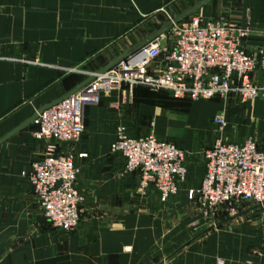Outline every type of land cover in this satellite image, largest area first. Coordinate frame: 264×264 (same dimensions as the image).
<instances>
[{"label":"crops","instance_id":"crops-1","mask_svg":"<svg viewBox=\"0 0 264 264\" xmlns=\"http://www.w3.org/2000/svg\"><path fill=\"white\" fill-rule=\"evenodd\" d=\"M203 1L0 0V141L90 74L138 50L168 23L163 12H177V18ZM212 2L195 15L205 17ZM238 14L241 24L255 29L248 51L258 52L264 0H240ZM186 100L124 88L103 93L99 104L86 108L84 137L63 148L76 156L77 186L86 199L75 233L47 222L27 180L45 150L34 137L36 127L0 144V264H264V208L224 215L203 229L186 228L184 221L188 192L206 172L205 150L217 140L240 145L249 139L264 149V101L210 102L211 114L201 123ZM221 112L230 124L227 140L222 131L203 153L191 150V144L211 141L210 126L220 130L214 120ZM120 126L133 138L168 140L157 134L166 130L188 148L189 179L169 203L155 189L140 191L138 173L125 174L126 160L113 153Z\"/></svg>","mask_w":264,"mask_h":264},{"label":"built area","instance_id":"built-area-1","mask_svg":"<svg viewBox=\"0 0 264 264\" xmlns=\"http://www.w3.org/2000/svg\"><path fill=\"white\" fill-rule=\"evenodd\" d=\"M171 22L169 31L110 71L90 74L92 82L35 120L34 137L45 142V150L27 180L54 229L73 233L80 228L86 201L77 186L80 170L75 154L63 148L82 140L86 108L99 104L103 93L124 88L133 93L141 87L166 91L176 100H264V41L258 52L248 51L255 33L251 22L240 25L197 15ZM214 124L221 131L228 127L224 115ZM116 136L113 153L126 160L125 174L140 175V191L155 189L162 203L179 195L189 176L183 149L154 135L133 138L126 126H120ZM204 157L206 172L188 198L199 203L205 218L235 216L246 204L264 208V149L256 140L240 145L217 140Z\"/></svg>","mask_w":264,"mask_h":264},{"label":"rangeland","instance_id":"rangeland-1","mask_svg":"<svg viewBox=\"0 0 264 264\" xmlns=\"http://www.w3.org/2000/svg\"><path fill=\"white\" fill-rule=\"evenodd\" d=\"M239 2H240V0H214V2H212V4H210L207 7L206 11H205L207 13V14H205L206 18L202 17L200 15H197V16H200L201 18H205V19H213V20H216V21L233 22V23L241 25L242 22H241L240 14H238ZM177 14H178L177 12H165V13L163 12L162 16L166 19V21L168 23H170L171 20L176 18ZM155 18L156 17H154V19ZM156 27H158L157 24H155V28ZM74 72L76 73V72H80V71H74ZM152 92H154V91H152ZM154 93H159V92H154ZM232 99L236 100V103H238V104L245 103V102H241L240 99H238V98L231 97V98H228V99L215 98L213 100L187 99L185 102H183V104H185V105L186 104L187 105L191 104V106L193 107V112L195 113V111L197 110V113L199 115V119L201 120L200 122L204 123L205 120L211 114V110L212 109H211V106L209 105L210 102L220 101V102H222L223 105H225L226 102H228V104H229V102ZM258 100L264 101L262 99H258ZM258 100H254V101H258ZM248 102H251V101H248ZM224 109H225V107H224ZM224 109L222 111H224ZM187 110H188L187 106H186L185 109L183 107V111H187ZM219 115H224L225 116L224 112L219 113ZM141 128L142 127H139V126L136 127L137 130H140ZM229 128H230V124L228 125V130L226 129V130H224L225 132L223 131L225 140H227L228 132H231V130ZM209 131L211 132V136H212V139H211L210 142H208V141L201 142L200 145H196V146H193L191 144V147H193V148L189 147V149L191 148V150H193V151H198L199 153H201V152L203 153L204 149H207L210 145H212L214 143V141H216V139L218 138V135H220L222 133V131L218 130V128H214V127H211V126H210V130ZM157 134L160 135L161 137H165V138L168 139V140L162 139L159 136L154 135V136H156L158 139H160L162 141H165V140L169 141L170 140L172 142H170V141L169 142L172 143V144H174V142L175 143L178 142V141H176L175 137L172 136V134H167L166 130H164L163 133L162 132H158ZM196 134L198 135V133H196ZM197 137L198 136H196V140H197ZM175 145H177L178 147L183 149L186 152V154L188 155V148L187 147H184V145L182 146L179 143H177ZM188 179H189V176L187 178V181H188ZM245 209H249L252 212L253 211L259 212L258 210H262L263 208L256 207V206H254L252 204H246V205H241L239 207L238 211L242 212ZM184 212H185V216H184L185 220L184 221L186 223V228H191V229H203V228H206V227L210 226L211 223L213 224V223L216 222L215 224H217L218 223L217 221L223 219V217H224V215L221 216V214H220L219 216H216V218H213V219L205 218L203 216V211L201 210V208L199 206V203L190 201L189 198H188V201H186V206H185ZM202 221H204L206 225H204V226L201 225ZM180 222H181V220H180ZM73 233H75V232H73Z\"/></svg>","mask_w":264,"mask_h":264},{"label":"water","instance_id":"water-1","mask_svg":"<svg viewBox=\"0 0 264 264\" xmlns=\"http://www.w3.org/2000/svg\"><path fill=\"white\" fill-rule=\"evenodd\" d=\"M210 0H204L203 2H201L200 4H198L196 7H194L193 9H191L189 12L177 17L174 19L175 23H179L187 18H189L190 16L195 15L205 4H207ZM172 26V22L167 23L165 26H163L158 32L154 33L153 36H151L147 41H145L141 47L146 46L149 42L154 41L156 38L160 37L162 34L166 33L167 31L170 30ZM126 58V57H125ZM122 59H118L115 62H113L110 66H108L107 68H105L104 70H101L99 73L103 74L106 73L108 71H110L114 66H116L117 64H119ZM93 81V78H88L81 86H79L78 88H76L75 90H73L72 92H70L67 96L63 97L61 100H59L58 102L51 104L49 106H46L44 108H41L40 110H38L34 116L27 121L25 124H23L22 126H20L17 130H15L13 133H11L8 137H6L4 140L0 141V144H2L3 142H5L6 140H8L10 137H12L13 135H15L16 133L22 131L23 129H25L26 127L32 125L35 120L38 118V116L43 113L45 110L61 103L62 101L68 99L69 97H71L72 95L76 94L78 91H80L83 87H85L86 85H88L90 82Z\"/></svg>","mask_w":264,"mask_h":264}]
</instances>
